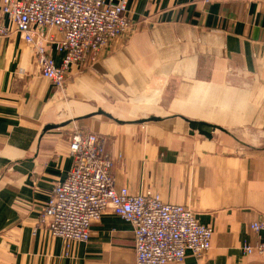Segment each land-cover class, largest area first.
<instances>
[{"label": "crops", "instance_id": "crops-1", "mask_svg": "<svg viewBox=\"0 0 264 264\" xmlns=\"http://www.w3.org/2000/svg\"><path fill=\"white\" fill-rule=\"evenodd\" d=\"M126 1L133 28L95 59L72 64L60 90L42 75L33 46L0 0V23L11 28L0 35V264H136L132 225L111 209L91 224L84 242L57 238L42 221L55 184L72 166V120L106 136L117 188L151 191L213 228L205 260L264 264V253L245 250L263 237L252 223L264 217V149L253 142L251 151L234 153L215 139L217 129L209 139L191 133L185 120L219 125L251 144L234 134L242 119L264 120V0ZM50 35V58L60 66L62 33L55 28ZM117 91L139 96L151 111L117 116L97 106L101 95ZM200 105L209 114L222 106L225 121L204 120L195 112ZM152 116L161 120L142 131L136 121ZM47 125L59 127L45 131ZM197 261L189 252L167 264Z\"/></svg>", "mask_w": 264, "mask_h": 264}, {"label": "built area", "instance_id": "built-area-1", "mask_svg": "<svg viewBox=\"0 0 264 264\" xmlns=\"http://www.w3.org/2000/svg\"><path fill=\"white\" fill-rule=\"evenodd\" d=\"M3 1V14L33 46L42 75L60 90L66 86L72 64L95 59L101 48L134 25L126 0ZM55 28L62 33L58 50L65 53L60 66L50 58L48 48ZM10 32L8 25L0 23V35ZM69 151L73 162L68 177L55 184L43 210L42 221L53 236L66 242L87 241L91 224L111 209L132 225L136 264L182 262L189 252L197 257L196 264H211L204 256L211 248L213 228L202 224L191 208L165 203L151 191L133 194L126 187L117 188L114 160L105 150L103 136L77 128ZM252 228L263 237L245 250L264 253V217L253 222Z\"/></svg>", "mask_w": 264, "mask_h": 264}, {"label": "rangeland", "instance_id": "rangeland-1", "mask_svg": "<svg viewBox=\"0 0 264 264\" xmlns=\"http://www.w3.org/2000/svg\"><path fill=\"white\" fill-rule=\"evenodd\" d=\"M198 89V88H196ZM137 98H139V96H133L131 94H125L122 91H117L115 94H105V95H101L100 96V100L101 102L97 103L98 107H103L104 106H109L107 108H109V110H111L112 112L115 113V115L120 116L122 114V112H124L123 114H136L138 113V116H141L144 112V114H148L151 110L147 109L145 111V107L149 106L148 103H143L142 101L138 100ZM199 98H202V96H199ZM210 106H213L215 104V102H209L208 103ZM163 105H167L166 102H164ZM222 105V104H219ZM73 106V105H72ZM104 108V107H103ZM212 110H210V114L207 112H204V106L200 105L195 107V112H197V114L201 117H203L204 120L210 121V122H224V119H221L220 115L223 112V107L220 106V108H218L217 110L215 108H212ZM134 112L136 113H133ZM121 113V114H120ZM183 113H185L186 115H191L194 114V112H190V110H183ZM122 114V115H123ZM73 113H69L67 115V117H73ZM121 115V116H122ZM102 118H104L105 120H108L109 118L102 116ZM136 118V117H135ZM134 118V119H135ZM129 119V118H127ZM73 121V129H72V134L75 132V130L77 128L82 129V127H79V125H77V122ZM234 124L237 123V119L235 118L234 120H231ZM66 123H62L61 126H63ZM77 127H76V125ZM153 124V121H147L144 123H140L139 128L142 131H146V129L148 130V125ZM85 129V128H84ZM234 134V133H233ZM237 138L245 140L246 142H249L250 145H243L240 144L239 142H237L236 140H234L232 138V136L226 134L224 131L217 129L215 131V139L217 141H220L223 145H225L226 147H228V149H230L232 152L234 153H242V152H247V151H251L253 146V142H255L256 144H261L260 147H262L264 149V120L259 118V117H247L246 119H242L241 120V125L239 126V131H235V134ZM105 140V150L108 152L110 158L112 157V155L110 154V152L106 149L107 148V138L106 136L104 137ZM261 142V143H260ZM199 220V219H198Z\"/></svg>", "mask_w": 264, "mask_h": 264}, {"label": "water", "instance_id": "water-1", "mask_svg": "<svg viewBox=\"0 0 264 264\" xmlns=\"http://www.w3.org/2000/svg\"><path fill=\"white\" fill-rule=\"evenodd\" d=\"M100 113H104L106 114L107 116H110L109 114L105 113L103 110L99 111ZM158 120H161L159 117H155V116H152L150 118H147V119H140V120H137L136 122L137 123H143V122H146V121H158ZM188 124H189V127L191 129V133H194V132H198L199 134L209 138V139H212L213 138V132L216 130V129H220V130H223L225 131V129L219 125H216V124H212V123H209V122H205V121H201V120H192V119H185ZM118 122H122L120 120H117ZM56 127H59V125H47L44 130L47 131L51 128H56Z\"/></svg>", "mask_w": 264, "mask_h": 264}]
</instances>
